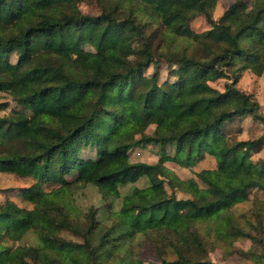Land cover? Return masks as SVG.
<instances>
[{"label":"trees","instance_id":"trees-1","mask_svg":"<svg viewBox=\"0 0 264 264\" xmlns=\"http://www.w3.org/2000/svg\"><path fill=\"white\" fill-rule=\"evenodd\" d=\"M79 1L0 0V92L21 106L0 111V172L35 178L16 189L31 207L10 195L0 203V264H143L131 245L140 234L151 236L157 257L147 264H218L207 253L211 244H226L221 220L259 243L238 252L264 264V210H232L258 198L254 190L264 193V155L252 159L253 147L264 144V127L232 141L224 130L247 116L264 125V107L236 85L245 67L264 74V0H234L216 19L212 0H191V15L201 13L210 23L195 39L186 36V21H172L175 32L167 34L161 20L143 19L146 0H97L96 13L81 10ZM90 24L101 26L94 48L85 46ZM178 38L183 43L175 46ZM241 56L246 62L228 76L227 67ZM162 59L168 76L160 80ZM215 67V76L228 78L222 89L206 75ZM5 105L0 101V110ZM147 143L159 144L156 160L130 158L131 148ZM206 155L227 182L181 179L165 164L190 166ZM141 177L146 181L137 183ZM73 180L96 185L102 203L79 215L71 205L47 202L44 184L66 191ZM31 209L59 214L57 227L47 234L19 215ZM99 210L106 227L98 243L107 247L100 254L89 238ZM29 228L37 244L4 242L21 239ZM182 231L192 240L188 248L178 237ZM69 245L81 251L77 262Z\"/></svg>","mask_w":264,"mask_h":264},{"label":"rangeland","instance_id":"rangeland-1","mask_svg":"<svg viewBox=\"0 0 264 264\" xmlns=\"http://www.w3.org/2000/svg\"><path fill=\"white\" fill-rule=\"evenodd\" d=\"M36 2L42 4L47 3L52 0H35ZM234 0H212L210 3V10L212 16L216 19L218 18L223 11L233 2ZM79 7L83 11L96 13L100 11V4L97 0H80ZM192 13V1L191 0H146V3L142 5L141 15L143 19L147 20H161L165 24V33L172 34L175 32L172 27V21L187 22V29L185 31L186 36L190 38H197L200 36L201 32L210 26V23L204 18L203 14H193ZM240 12L234 14V18H238ZM101 26L90 24L86 27L87 37L90 39V42L85 46L89 48H94L100 43L99 38V29ZM214 31L224 40L227 44L229 43L228 35L220 27H214ZM182 39L178 38L175 41V46L179 43H183ZM154 41H159L158 37ZM10 58L13 60L16 58L15 53H10ZM246 62V57L241 56L238 60L231 66H228L226 72L228 76H231L234 72L240 70V66ZM160 80L168 76L167 72V60H160ZM217 67L213 68L211 71L207 72L206 75L209 76V83L218 87L219 89L223 88L225 81L228 79L225 76H215L217 72ZM151 70V66L148 67V71ZM215 76V77H213ZM236 85L248 92H252L256 98L261 103V110L264 107V74H256L249 68H243L241 70V76L236 82ZM0 101H5V107L1 108V112H7L12 107H21L11 96L10 93L6 91L0 92ZM161 116L156 113L155 117ZM154 124L151 123L146 128L147 131L153 129ZM263 123L253 120L251 117L247 116L244 118H235L228 121L224 130L229 137V140L233 139H245L247 137H252L259 134L263 130ZM67 148L69 146L67 145ZM160 146L157 143H147L145 146H136L129 150V156L132 159H144L148 161H154L157 159L160 151ZM83 153L89 154L92 153V149L85 148ZM264 155V144L253 147L252 150V159L261 160ZM70 156V154L68 155ZM166 166L173 170L175 174L181 178L186 179L190 176L196 177L199 183H203L201 177L211 178L214 180H222L227 182V180L215 171V160L212 156L206 155L204 158L196 161L195 164L190 166H182L172 161H166ZM144 177H141L137 183H142L146 181ZM35 178L31 176H18L13 173L0 172V203H2L6 196H11L15 198L18 204L26 205L31 207L32 203L19 199L16 196V189L18 186L25 185L34 181ZM45 188H50V193L47 196V202H61L65 205H71L73 212L81 215L86 207L93 204H101L102 199L100 197V192L96 185L87 182L79 183L77 180H73L68 186L66 191H55L58 184L52 183L50 185H45ZM106 187V186H105ZM108 187V188H107ZM107 189L114 190L113 187L107 186ZM169 189V187L166 185ZM53 189V190H52ZM255 197L252 199H245L238 201L232 205V210L235 214H238L240 211L256 208L259 210H264V193L259 190H254ZM186 192L181 190H176L178 196L185 195ZM259 199V200H257ZM115 207H117V202H115ZM170 211L174 210L173 206L168 207ZM19 215L28 221L34 222L41 226L42 230L50 234L56 227L57 222L60 217L57 213L51 212H40L36 209H31L27 211H22ZM98 215L100 220L96 224L94 233L89 235L92 243H95L96 252L98 254L105 253L107 247L105 245L99 244V236L106 227L103 221L101 220V211L99 210ZM218 227L220 231L224 234V242L226 244L222 245H213L209 247L207 256L218 264H261L258 260V257L254 254L252 256L240 255L239 250L252 249V246L259 248V243L253 241L251 238L246 236H237L235 235L224 222L221 220L218 222ZM66 237H74L69 232H62ZM174 237V236H173ZM180 242L184 248H188L192 244V240L189 235L182 231L178 234ZM160 241V240H159ZM4 242L16 244H37L39 242L35 231L32 228H29L23 235V237L16 241L5 240ZM132 250L137 253L141 258L143 264H147L150 259L157 258L152 251V241L151 236L146 234H140L134 237L132 240ZM162 244V242H161ZM68 255L75 262L80 258L81 251L75 245H69L67 248ZM166 254L171 256L172 251L167 248Z\"/></svg>","mask_w":264,"mask_h":264},{"label":"crops","instance_id":"crops-1","mask_svg":"<svg viewBox=\"0 0 264 264\" xmlns=\"http://www.w3.org/2000/svg\"><path fill=\"white\" fill-rule=\"evenodd\" d=\"M257 200H259V199H257Z\"/></svg>","mask_w":264,"mask_h":264}]
</instances>
